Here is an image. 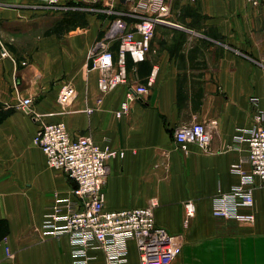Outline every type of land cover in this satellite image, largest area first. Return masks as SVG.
I'll return each instance as SVG.
<instances>
[{
	"label": "crops",
	"instance_id": "0c3cea01",
	"mask_svg": "<svg viewBox=\"0 0 264 264\" xmlns=\"http://www.w3.org/2000/svg\"><path fill=\"white\" fill-rule=\"evenodd\" d=\"M138 1L0 0V51L9 52L0 56V261L6 238L13 264H74L67 235H47L42 223L57 198L72 195L75 182L50 167L33 142L41 125L61 121L71 137L89 136L122 152L106 161L104 206L156 200V224L180 242L169 264H264V184L256 179L253 204L240 209L252 221L212 215L214 196L239 180L232 166L249 170L239 129L264 124V0H172L190 23L172 21L169 12L170 23L155 26L145 59L126 55L125 82L102 93L101 72L92 65L95 44L109 35L116 56L112 21L122 17L132 29ZM65 18L77 26L56 30ZM149 78L147 93L128 101L117 117L129 87ZM65 84L75 96L60 105ZM195 121L209 126L210 144L191 143L182 151L174 130ZM187 202L195 211L184 226ZM91 254L88 264H105L100 250ZM127 258L126 264H140L133 241Z\"/></svg>",
	"mask_w": 264,
	"mask_h": 264
},
{
	"label": "built area",
	"instance_id": "2783aa9c",
	"mask_svg": "<svg viewBox=\"0 0 264 264\" xmlns=\"http://www.w3.org/2000/svg\"><path fill=\"white\" fill-rule=\"evenodd\" d=\"M73 3L93 4L98 0H68ZM257 4L259 0H250ZM56 0H49L53 4ZM169 5L166 0H139L133 13L136 21L132 29L122 17H116L111 24V32L117 38L116 56L107 45V37L95 44L92 58L93 67L100 70L99 90L104 93L119 83L125 82L123 68L126 55L134 61L145 59L157 24H169ZM1 57L9 52L1 47ZM114 67L116 68L113 71ZM153 82L149 78L146 85L129 87L127 100L115 113L117 117L126 113L128 101L147 93ZM75 96L70 84L63 85L57 94L60 105L67 104ZM30 99L22 103L27 105ZM101 98L96 99L100 104ZM92 110L89 109L88 112ZM256 120L261 122L263 115L258 113ZM216 121H211L214 126ZM177 147L185 151L191 143L202 149L208 148L211 141L209 126L200 122L179 127L174 130ZM248 145L247 155L242 163L249 170L234 164L232 171L239 174V180L227 192L219 193L212 199V215L218 219L252 221L250 213L242 212L253 204L254 182L264 184V124L241 128L236 136ZM33 142L44 155L50 167L63 170L74 182L72 195L59 197L46 212L42 230L50 236L67 235L74 264H88L94 258L91 251L100 250L105 264H126L128 244L133 241L140 264H169L179 251L180 242L176 235L170 234L155 222L154 211L157 201L151 200L143 207L106 209L102 184L106 175L107 159L122 155L108 146H100L89 136L71 137L61 121L41 125L33 137ZM183 224L187 226L194 215V204L184 205ZM4 257L0 264H13L12 253L6 238L2 239Z\"/></svg>",
	"mask_w": 264,
	"mask_h": 264
},
{
	"label": "rangeland",
	"instance_id": "374dc122",
	"mask_svg": "<svg viewBox=\"0 0 264 264\" xmlns=\"http://www.w3.org/2000/svg\"><path fill=\"white\" fill-rule=\"evenodd\" d=\"M168 5L170 8V15H171L172 21L182 23V24H187V22L190 23V21H187L185 19L186 13H184V10H181L180 8H178L177 3H175L174 1L172 3V0H170V2L168 1ZM191 16H193L194 18H199V20H200V18H202V17L194 15V14H191ZM77 21L81 22L82 21L81 17L78 16ZM153 38H154V36H153Z\"/></svg>",
	"mask_w": 264,
	"mask_h": 264
},
{
	"label": "trees",
	"instance_id": "16d2710c",
	"mask_svg": "<svg viewBox=\"0 0 264 264\" xmlns=\"http://www.w3.org/2000/svg\"><path fill=\"white\" fill-rule=\"evenodd\" d=\"M63 24L65 25L66 28H68V26H71V29L77 26L73 18H65L64 20H61L60 23L56 25L55 27L56 30L61 29Z\"/></svg>",
	"mask_w": 264,
	"mask_h": 264
}]
</instances>
